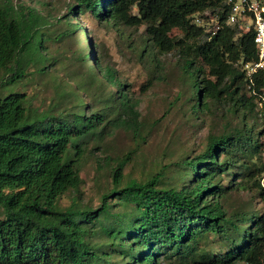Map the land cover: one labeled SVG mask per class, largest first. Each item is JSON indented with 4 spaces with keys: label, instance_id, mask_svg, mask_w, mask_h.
<instances>
[{
    "label": "trees",
    "instance_id": "16d2710c",
    "mask_svg": "<svg viewBox=\"0 0 264 264\" xmlns=\"http://www.w3.org/2000/svg\"><path fill=\"white\" fill-rule=\"evenodd\" d=\"M234 1L73 0L67 15L56 18L66 24L57 40L77 32L80 24L72 19L78 13L114 25H147L159 51L182 53L193 79L194 110L228 103L244 120L231 131L210 134L203 151L183 158L175 182H163L162 170L124 184L129 156L119 158L113 186L93 207L79 194L82 143L103 138L110 125L126 124L139 133L137 102L115 68L81 47L77 57L89 65L88 75L73 89L58 80L53 97L34 105L15 86L31 70L51 73L44 32L49 15L34 4L0 0V264H264V208L251 215L227 206L229 189L253 191L264 205V140L256 136L264 137V128L256 134L245 121L262 101L264 71L251 80L243 68L258 60L256 31H241L238 17L229 21ZM209 10L216 14L215 33L201 23ZM175 29L183 37L173 36ZM97 82L104 95L91 91ZM66 194L72 202L63 207ZM100 233L107 242L97 240ZM213 235L221 236L227 250L212 251Z\"/></svg>",
    "mask_w": 264,
    "mask_h": 264
},
{
    "label": "rangeland",
    "instance_id": "374dc122",
    "mask_svg": "<svg viewBox=\"0 0 264 264\" xmlns=\"http://www.w3.org/2000/svg\"><path fill=\"white\" fill-rule=\"evenodd\" d=\"M13 1L34 4L49 15L44 32L48 37L45 42L46 55L53 62L51 73L40 76L31 70L29 78L15 86L32 96L34 105L53 97L54 85L58 80L63 79L68 89H73L88 75L89 65L77 57L81 47L87 52L92 50L103 64L115 68L129 97L137 102L135 108L140 113L141 123L139 133L126 124L114 128L110 125L103 138L91 137L83 141V155L79 164L83 178L79 191L82 203L93 207L100 205L102 194L113 186L112 170L119 158L129 156L124 169V184L130 178L144 180L162 170L163 182H175L183 172L182 159L203 151L210 134L231 131L242 125V112H235L228 103L215 104L209 112L194 110L193 79L184 69L182 53L179 50L159 51L149 40L147 25H114L98 21L90 12L78 13L72 19V22L80 24L77 32L57 40L56 33L66 24H58L55 20L67 15L73 0H40L41 5L36 4V0ZM133 13H137L136 6ZM202 17L201 23L208 25V32L215 33L219 28L216 14L209 10ZM237 17L242 25L241 31L252 26L248 15ZM172 34L183 37L179 29ZM91 63L89 59L88 64ZM89 87L94 93L104 95V88L99 82ZM79 95L85 101L91 99L83 91ZM258 96L262 98V101L259 99V108L255 113H248L245 119L256 134L264 128V108H261L264 95ZM96 107H101L98 101ZM256 136L260 141L264 140L261 134ZM229 182L230 177L224 179L226 185ZM229 193L231 196L227 199V206L230 209L243 210L251 215L263 211V202L255 192H233L229 189ZM71 202L72 195L66 194L61 198L60 205L65 207ZM119 209L122 206L115 208ZM97 240L107 242L108 238L100 233ZM209 245L217 254L227 250L220 235L211 236ZM118 260L119 257L113 261Z\"/></svg>",
    "mask_w": 264,
    "mask_h": 264
},
{
    "label": "built area",
    "instance_id": "2783aa9c",
    "mask_svg": "<svg viewBox=\"0 0 264 264\" xmlns=\"http://www.w3.org/2000/svg\"><path fill=\"white\" fill-rule=\"evenodd\" d=\"M248 15L252 26L255 28V44L258 52V60L247 62L243 65L248 78L252 80L253 75L264 71V0H235L232 5L230 22H235L238 15ZM264 185V179L262 180Z\"/></svg>",
    "mask_w": 264,
    "mask_h": 264
}]
</instances>
